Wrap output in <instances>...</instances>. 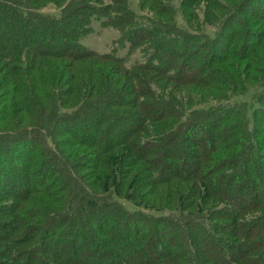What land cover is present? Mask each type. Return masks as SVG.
<instances>
[{
	"label": "trees",
	"instance_id": "16d2710c",
	"mask_svg": "<svg viewBox=\"0 0 264 264\" xmlns=\"http://www.w3.org/2000/svg\"><path fill=\"white\" fill-rule=\"evenodd\" d=\"M263 1L0 0V264H264Z\"/></svg>",
	"mask_w": 264,
	"mask_h": 264
},
{
	"label": "rangeland",
	"instance_id": "374dc122",
	"mask_svg": "<svg viewBox=\"0 0 264 264\" xmlns=\"http://www.w3.org/2000/svg\"><path fill=\"white\" fill-rule=\"evenodd\" d=\"M109 0H106V3ZM264 2V1H263ZM44 12L55 14L57 12V8L55 5L51 4L44 8ZM95 33H91L83 39V43L98 52H108L114 49L117 45H115L114 41L118 37V32L116 29L111 27L99 28L100 24L98 22L94 23ZM128 48L120 49L119 54L125 55L127 53ZM142 53L140 51H136L129 57V65L134 64L136 61H139L142 58ZM242 100H251L252 95L250 93L242 96ZM238 99V98H236ZM240 100V98H239ZM122 202L129 209H134V205L126 200H122Z\"/></svg>",
	"mask_w": 264,
	"mask_h": 264
}]
</instances>
